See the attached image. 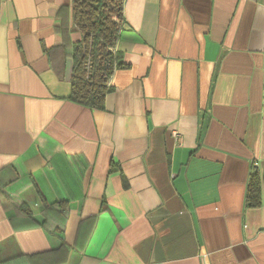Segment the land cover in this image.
Masks as SVG:
<instances>
[{"label":"crops","instance_id":"crops-1","mask_svg":"<svg viewBox=\"0 0 264 264\" xmlns=\"http://www.w3.org/2000/svg\"><path fill=\"white\" fill-rule=\"evenodd\" d=\"M122 17L90 109L73 0H0V264H264V0Z\"/></svg>","mask_w":264,"mask_h":264},{"label":"trees","instance_id":"trees-1","mask_svg":"<svg viewBox=\"0 0 264 264\" xmlns=\"http://www.w3.org/2000/svg\"><path fill=\"white\" fill-rule=\"evenodd\" d=\"M122 3L123 0H73V22L82 39L72 45L70 101L90 109L103 108L104 97L110 90L109 77L119 66L115 44L123 18ZM55 70L62 75L61 66ZM259 183L258 177H254L250 184L253 203L258 202Z\"/></svg>","mask_w":264,"mask_h":264},{"label":"built area","instance_id":"built-area-1","mask_svg":"<svg viewBox=\"0 0 264 264\" xmlns=\"http://www.w3.org/2000/svg\"><path fill=\"white\" fill-rule=\"evenodd\" d=\"M122 21H123V18H122V20H121V24H122ZM89 67H90V63L88 62V63H87V71H89ZM263 84H264V76H263Z\"/></svg>","mask_w":264,"mask_h":264}]
</instances>
